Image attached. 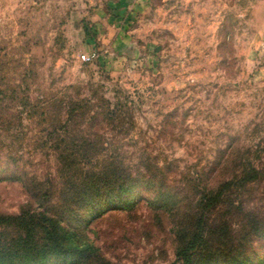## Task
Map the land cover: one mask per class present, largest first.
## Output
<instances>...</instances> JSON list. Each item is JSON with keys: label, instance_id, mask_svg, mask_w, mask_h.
Listing matches in <instances>:
<instances>
[{"label": "rangeland", "instance_id": "rangeland-1", "mask_svg": "<svg viewBox=\"0 0 264 264\" xmlns=\"http://www.w3.org/2000/svg\"><path fill=\"white\" fill-rule=\"evenodd\" d=\"M67 149L138 177L133 207L82 218L112 263L181 264L175 222L251 165L258 179L207 209L206 235L263 256L264 0H0V213L38 207L32 179L57 202Z\"/></svg>", "mask_w": 264, "mask_h": 264}, {"label": "trees", "instance_id": "trees-1", "mask_svg": "<svg viewBox=\"0 0 264 264\" xmlns=\"http://www.w3.org/2000/svg\"><path fill=\"white\" fill-rule=\"evenodd\" d=\"M53 106L51 101H40L33 105L32 115L43 121L53 118L56 115ZM75 112L74 107L69 111L71 119ZM92 155L73 149L59 152L63 181L55 203L52 193L44 190L40 181L32 179L29 185L24 184L38 207L23 209L18 214L0 213V264H114L83 233L82 218L89 222L108 210L133 207L139 199L138 177L129 171L122 172L115 158L87 167L86 159L91 160ZM258 174L256 167L245 166L241 176L225 180L217 190L201 194L198 210L190 214L192 225L184 227L179 221L174 224L178 240L176 261L181 264H264V254L258 257L248 253L249 242L245 236L234 243L223 227L213 228L206 235L207 209H214L235 182L244 186L243 182L258 179ZM259 230L263 231V227L258 224L250 227L251 233L257 234ZM211 240L218 241V245Z\"/></svg>", "mask_w": 264, "mask_h": 264}, {"label": "built area", "instance_id": "built-area-1", "mask_svg": "<svg viewBox=\"0 0 264 264\" xmlns=\"http://www.w3.org/2000/svg\"><path fill=\"white\" fill-rule=\"evenodd\" d=\"M95 57V54L94 53H86V54H82L81 58L83 61H91L93 60Z\"/></svg>", "mask_w": 264, "mask_h": 264}]
</instances>
